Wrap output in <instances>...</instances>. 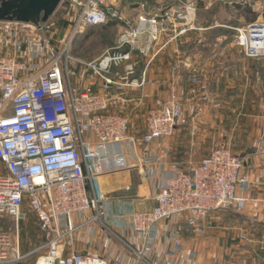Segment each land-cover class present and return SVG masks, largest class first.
<instances>
[{
    "label": "built area",
    "instance_id": "obj_1",
    "mask_svg": "<svg viewBox=\"0 0 264 264\" xmlns=\"http://www.w3.org/2000/svg\"><path fill=\"white\" fill-rule=\"evenodd\" d=\"M182 6L153 17L140 16L136 27L123 31L114 51L84 64L85 74L103 80L106 94L112 87L121 88L108 77L113 67L130 61L135 52L147 56L149 42L158 41L164 26L185 27L179 35L193 27L196 2ZM69 8L79 13L69 39L53 42L46 33L47 23L37 27L0 22V48L10 51L8 56L0 54V217L13 218L19 229L26 221L27 205L43 236L39 248L43 254L36 264H108L99 255L76 252L75 237L87 228L93 232L97 226L110 231L105 223V196L96 181L131 170L129 147L138 146L128 135L129 119L110 111L106 94L73 89L71 44L83 30L122 18L105 0H69ZM235 32L234 43L246 57H264V22ZM24 38L31 46L28 55L23 49ZM142 38L146 42L139 46ZM125 47L130 50L116 53ZM132 71L130 67L129 73ZM182 112L181 103L173 96L147 116L142 138L145 150L137 157L142 174L151 180L158 175L153 166L164 167L149 148L175 135ZM145 167H149L146 173ZM243 170L241 155L217 148L202 161L190 162L185 171H164L159 174L162 179L156 187L155 205L135 211L131 217L134 233L148 242L161 222L182 214L193 213L200 221L214 210L242 212L248 200L240 193L249 188ZM76 215L89 218L77 224ZM173 239L178 242L177 234ZM11 245V235L0 232V264L8 263ZM17 255L16 261L21 260L18 250ZM139 256L144 264H152Z\"/></svg>",
    "mask_w": 264,
    "mask_h": 264
},
{
    "label": "crops",
    "instance_id": "obj_2",
    "mask_svg": "<svg viewBox=\"0 0 264 264\" xmlns=\"http://www.w3.org/2000/svg\"><path fill=\"white\" fill-rule=\"evenodd\" d=\"M189 1H195L199 6L195 26L175 38L166 39L162 35L154 48L152 61L148 56L133 53L131 62H126L132 67V73H129L130 67L125 66L123 75H118V68L123 64L113 67L108 77L120 83L121 88L112 87L106 94L103 80L85 74L84 64L91 61L79 60L77 64L73 61L70 65L73 89L106 94L113 113L122 115L119 107L134 103L148 107L149 114L168 103L173 96L183 108L173 138L159 140L149 148L151 154L163 163L164 168L153 166L158 172L157 178L151 180L143 175L145 179L136 187L131 199L106 201L105 223L110 231L97 226L93 232L87 228L77 233L74 250L78 253L99 255L108 264H144L140 254L152 264H264V58L250 59L241 53L237 62L233 57L230 60L229 54L237 55L239 50L242 51L231 43L229 36L238 27L224 25L214 15L222 10V6L224 11L229 9L236 14L249 12L256 18L261 0H105L107 6L120 12L122 21L116 25L92 28L88 38L83 39L76 50L79 47L85 49L91 41L103 43V37L110 35V30L123 32L136 27L140 16L153 17ZM71 13L73 18L78 17L77 9L70 10ZM69 24L62 33L51 25L52 35L66 39L72 33L73 25ZM145 42L146 39L142 38L139 46ZM30 47L24 38L23 49L27 55ZM116 48L101 49L102 55L96 58ZM125 48L127 51L122 48L116 53L130 50ZM0 54L8 56L10 51L0 48ZM133 56L141 59L143 65ZM74 65L79 72L75 73ZM74 74H79V87L72 83ZM231 115H238V122L232 128L229 126ZM171 141L177 147L183 141L188 142L192 152L186 153L182 160L187 164L202 161L217 148L230 147L234 154L241 155L249 188L240 195L248 202L240 213L228 208L214 210L200 221L196 220L195 214L186 213L176 220L161 222L155 236L146 242L134 233L131 217L135 211L149 210L155 205L156 187L162 179L159 174L172 171L168 161ZM185 170L186 167L177 171ZM131 171L103 179L129 176ZM88 218L89 215H76L74 222L80 224ZM175 234L178 242L173 239Z\"/></svg>",
    "mask_w": 264,
    "mask_h": 264
},
{
    "label": "rangeland",
    "instance_id": "obj_3",
    "mask_svg": "<svg viewBox=\"0 0 264 264\" xmlns=\"http://www.w3.org/2000/svg\"><path fill=\"white\" fill-rule=\"evenodd\" d=\"M197 4V3H196ZM183 7V6H180ZM198 4H197V12H196V17H195V22L198 21ZM224 7H220L222 9L219 11L218 14L215 15V19L219 20L220 23L226 24L228 26H233V27H238L237 29H243L247 27L248 25L253 24V23H259V22H264V0H261V8L258 9V14L259 16L255 18V16H252L249 12H240V13H231L232 11L227 9L224 11ZM69 0H63L55 14L51 17L49 20L50 26L53 25V27L56 25L57 22H70L73 26L76 25L77 22V16L73 18V14L67 16V12L69 10ZM219 9V10H220ZM66 14V15H65ZM219 15V16H218ZM66 16L68 19H63ZM70 17V18H69ZM71 20H73L72 23ZM216 20V21H217ZM241 27V28H240ZM55 28V27H54ZM185 27H180L179 29H175L171 27L170 25L164 26V31L159 35L158 41H150V51L148 53V58L151 60L153 58V55L155 54L154 48H156L157 43H159L162 35L166 39L168 38H175L179 36L180 30ZM188 32L191 27L186 28ZM83 31H86L83 30ZM122 31L120 30H110L108 31V34L105 37H103L104 41L103 43H98L97 41H91L85 49L78 48L74 53L71 54V56L74 59L73 64H77V62H80L79 60L83 61H91L94 59H97L99 55L101 56L103 52H101V49H107V47L111 50L116 48L119 43V39L122 35ZM78 35V34H76ZM75 35V36H76ZM104 35V34H103ZM182 35V34H181ZM236 32L234 34H229V36L232 38L231 43H234V38H235ZM71 38V34L67 37V39ZM75 38V37H74ZM74 40V39H73ZM118 41V43H117ZM73 42V41H72ZM204 42V41H203ZM227 42H229L227 40ZM110 46V47H109ZM71 48H73L71 44ZM242 50V49H241ZM103 51V50H102ZM237 55H234L233 53L229 54V59L233 57L235 59V62L241 59V56L244 51H240ZM97 57V58H96ZM135 56H133L134 58ZM136 58V57H135ZM232 58V59H233ZM239 58V59H238ZM248 58V57H247ZM264 58V57H263ZM139 61V64L143 65V62L141 59L136 58ZM238 59V60H237ZM253 59V58H250ZM132 60V57H131ZM128 61L129 63L131 62ZM152 61V60H151ZM232 63L235 64V62L231 61ZM123 66L118 68L117 74L119 75L124 73V69L126 67H130V65L126 62L122 63ZM127 64V65H125ZM71 65V63H70ZM232 64H230L229 68H231ZM126 66V67H125ZM72 68V67H71ZM75 70L77 69V65H74ZM139 68V66H138ZM140 69V68H139ZM73 70V69H72ZM71 71V69H70ZM79 72L78 69L75 73ZM75 80V81H74ZM72 83H74L75 87H79L81 85V82L79 81V74H74V78L72 79ZM83 85V83H82ZM120 112L122 113V116H125L127 118H130V130H129V137L134 138L137 144V148L134 146L129 147V153L131 155V161H132V171L131 174L128 176L126 175H121L118 177H112V178H101L96 181V184L102 192V194L105 196L106 201H116V199L121 198V200H127L131 199V197L134 195V191L136 190V187H138L140 184L143 183L145 177L142 174L139 164H138V155L140 156L141 153L144 152L145 147L142 145V138L145 134V127H146V120H147V115H148V107L146 106H136L134 103H129L128 105L121 106ZM127 115V116H126ZM229 120V126L232 128L234 124H237L238 122V115H231ZM241 122V121H240ZM173 138V137H172ZM171 138V139H172ZM200 139V138H199ZM141 141V142H140ZM169 157L168 161L172 165L171 168L173 171L181 170L183 168H187L188 164L183 162L182 160L184 159L183 157L186 155V153H191L192 148H190V145L188 142L182 143L181 146H173V143L171 141L169 145ZM229 150H231L230 147H228ZM215 150V149H214ZM191 151V152H190ZM232 152V150H231ZM137 153V154H136ZM234 153V152H233ZM145 170V169H144ZM146 173V170H145ZM121 193H119V192ZM25 210L27 213L26 221L22 224H20L19 229L16 226V223L13 218L11 217H0V232H6L9 233L12 237V245L9 247V257H8V263L6 264H35L37 259L43 254L42 251H39V248L43 245V236L38 230V225L36 224L35 217L33 214L28 212V207L27 205L25 206ZM17 250L20 255V258H22L19 261L17 260ZM38 250V251H37ZM30 255L31 253H33ZM264 256V250L262 252Z\"/></svg>",
    "mask_w": 264,
    "mask_h": 264
},
{
    "label": "water",
    "instance_id": "obj_4",
    "mask_svg": "<svg viewBox=\"0 0 264 264\" xmlns=\"http://www.w3.org/2000/svg\"><path fill=\"white\" fill-rule=\"evenodd\" d=\"M63 0H0V22L31 23L37 27L49 22Z\"/></svg>",
    "mask_w": 264,
    "mask_h": 264
},
{
    "label": "trees",
    "instance_id": "obj_5",
    "mask_svg": "<svg viewBox=\"0 0 264 264\" xmlns=\"http://www.w3.org/2000/svg\"><path fill=\"white\" fill-rule=\"evenodd\" d=\"M246 11H249V10H246ZM119 22L120 21H117V20H109L107 23L102 24V25L103 26L104 25L105 26H111V25H114V24L116 25V23H119ZM69 25H70L69 22H57L56 25H55V27L59 30V32L62 33V32L65 31V29ZM99 26H101V25H99ZM94 27H98V26L89 27V28L86 29L85 32L80 33V34H78V35L75 36V38H74V40L72 42L73 48H71V54L76 51V47H78L82 43L83 39L88 38L89 33L92 31V28H94ZM46 33H47L48 36L52 37L53 42L55 41V39H57L55 36L52 35V33H51V26H50L49 23H47ZM124 51H127V49L124 48Z\"/></svg>",
    "mask_w": 264,
    "mask_h": 264
}]
</instances>
